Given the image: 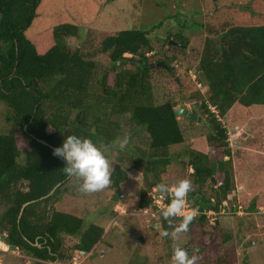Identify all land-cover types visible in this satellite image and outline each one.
I'll return each mask as SVG.
<instances>
[{"label":"trees","instance_id":"16d2710c","mask_svg":"<svg viewBox=\"0 0 264 264\" xmlns=\"http://www.w3.org/2000/svg\"><path fill=\"white\" fill-rule=\"evenodd\" d=\"M42 2L0 0V103L9 110L5 121L11 127L10 132L0 133V201L8 204L0 215V230L10 245L35 260L33 264L63 258L62 234L76 237L74 251L88 253L104 233L93 223L83 228L82 218L73 214L57 210L45 214L41 209L62 192L70 177L63 171L64 162L49 146H60L66 135L77 134L107 149L118 136L119 122L115 119L127 114L147 135L144 174L151 175L147 186L153 187L168 177L161 173L172 160L170 148L184 142L172 102H155L151 74L171 72L167 62L174 56L157 60L161 66L149 68L151 59L145 54L151 52L150 30H113L98 40L95 51H70L66 41L77 35L72 24L63 22L38 33L29 31ZM210 2L212 12L203 24H188L189 30L198 26L205 34L197 62L198 80L204 88L198 109L207 118L210 132L191 140L188 159L181 165L195 186H212L214 206H210L211 198H197L192 192L189 196L196 198L191 200L193 207L217 211L232 186L239 185L243 191L235 199L236 205L243 211L257 212L264 208V0H252L250 6L238 11L236 3L219 7L216 0ZM158 26L160 23L153 27ZM169 39V35L164 37L165 42ZM173 39L182 46H178L180 51L187 49L188 39L180 33ZM101 55L107 57L112 69L120 68L111 83H106V74L99 77L96 73L95 57ZM218 118H226L228 126H246L252 133L245 146L234 150L233 160L226 127ZM257 121L262 125L259 132L251 128ZM16 134L27 143L22 164L18 162L21 152ZM209 147L216 149L213 162ZM227 164L232 165L231 173L225 168ZM127 178L116 165L112 188L117 191ZM22 182L25 190L18 187ZM57 184L55 191L43 198ZM31 201L35 202L26 205L18 218L21 206ZM150 203L144 189L138 190L134 208H148ZM170 220L171 224L159 215L150 223L160 232L166 229L171 233L179 219ZM205 222L204 216H197L189 226L197 223L201 227V251L206 256L203 264H231L225 249L231 237L220 230L218 222Z\"/></svg>","mask_w":264,"mask_h":264},{"label":"rangeland","instance_id":"374dc122","mask_svg":"<svg viewBox=\"0 0 264 264\" xmlns=\"http://www.w3.org/2000/svg\"><path fill=\"white\" fill-rule=\"evenodd\" d=\"M210 1L43 0L37 10L36 23L29 31L38 33L63 22L72 24L77 27V35L67 39L68 49L70 51L79 49L87 53L95 51L98 40L110 31L130 28L150 30L151 52L145 54L151 59L149 63L155 64L157 60L174 56L167 62L171 72L161 70L151 74L155 102L161 104L167 100L171 101L175 109L183 101L186 110L197 116L200 115L206 122L207 118L198 109L203 101L204 88L198 80L197 73V62L205 34L202 31L199 32L198 26L193 31L189 30L188 24H192L191 26L195 23L203 24L206 16L212 12ZM216 1L219 7L236 3L235 10L238 11L245 6H250L252 0ZM158 23L160 26L153 27ZM176 33L188 39L187 49L181 51L178 49L176 46L178 43L173 39ZM167 35L170 39L165 42L164 37ZM169 42H174L176 45H171ZM95 61L96 73H99V77L106 74V83H111L114 73L120 68L112 69V65L104 55L95 57ZM176 79L179 84L176 83ZM185 97L188 98L187 101ZM8 112L9 110L0 103V133L11 131V127L5 121ZM177 119L184 142L180 146L170 148L172 160L161 173L168 176L162 183L174 186L180 179H190L196 197L211 198L210 206L213 207L216 200L213 197V191L210 190L212 186L210 184L202 188L195 186L193 178L187 175L185 167L181 165V162H186L188 159L187 153L191 140L200 135L209 134V125L206 122L205 126H201L183 117H177ZM115 120L119 122L118 136L106 151L113 162L112 167L118 165L123 169L127 173V180L119 185L117 191L110 184L104 190L85 194L79 191L80 181L70 176L62 187V192L47 206L41 208L45 214H49L52 210L73 214L82 218L83 228L88 223H93L102 227L104 233L100 241L85 255L76 254L72 249L76 237L62 234L63 258L45 264H72L73 256L76 257V264H173L172 248L177 246L189 247V254L196 257L195 264H203L206 256L201 251L203 235L199 224L195 223L189 227L188 232L170 235L165 240L160 236L157 225L153 227L150 223L159 214L151 216L149 212L145 213L134 208L133 202L138 190L144 189L147 196L156 191L155 186H147L148 182H152L151 175L144 174L147 168L143 157L147 149V135L142 128L136 127L129 121L127 114ZM260 123L261 121L253 123L251 128L259 132L262 128ZM220 124L226 127V143L232 151L233 160L236 156L234 150L245 146L244 142L248 137H252V133L246 126L242 128L228 126L226 118L220 119ZM16 137L21 152L18 162L22 164L27 143L21 134H16ZM125 140L127 141L125 147L121 149L119 145ZM215 151L213 147L208 149L211 162L214 160L212 154ZM228 160L229 158L226 159ZM135 162L138 164H134ZM231 166V164L225 166L230 173ZM214 178L216 180L217 176ZM218 178L222 179L221 176ZM18 187L25 190L26 183L22 182L18 184ZM242 191L241 186L233 185L217 211L205 208V223L210 225L218 222L220 230L231 237L225 245L228 256L232 259L231 264H264V211L259 209L257 212H246L241 209L234 214L236 211L234 206H237L235 199ZM115 194H117L116 198ZM195 199H188L187 204L192 205L191 200ZM7 208L8 204L0 201V215ZM209 211L213 213H208ZM2 236H6V233L0 230V237ZM34 261L25 253L17 250L9 251L7 247L0 244V264H33Z\"/></svg>","mask_w":264,"mask_h":264},{"label":"clouds","instance_id":"9594fccd","mask_svg":"<svg viewBox=\"0 0 264 264\" xmlns=\"http://www.w3.org/2000/svg\"><path fill=\"white\" fill-rule=\"evenodd\" d=\"M126 142L125 140L120 143L119 147L123 149ZM53 155L64 162L63 171L66 175L76 177L80 181L79 191L82 193L98 192L104 190L112 183L113 162L106 149L100 147L86 136L77 134L66 135L62 144L53 149ZM155 188L162 195L166 194L168 201L155 214H159L169 224H171L170 218L179 219V223L174 227L172 233H169L165 229L160 232V236L168 237L170 235L175 236L178 233L188 232L190 224L198 216V210L196 208H191L190 210L187 208L189 194L193 192L192 181L187 178L180 179L174 186L158 183ZM148 196L150 197L149 194ZM151 204L150 207L139 210L143 212V210L147 209L152 213L154 208ZM75 253L82 254L79 251H75ZM171 259L173 264H195L196 257L190 255L187 248L177 246L173 249Z\"/></svg>","mask_w":264,"mask_h":264},{"label":"water","instance_id":"95a60500","mask_svg":"<svg viewBox=\"0 0 264 264\" xmlns=\"http://www.w3.org/2000/svg\"><path fill=\"white\" fill-rule=\"evenodd\" d=\"M169 44H173V45H176V43H174V42H169ZM176 46H180V47H182L181 45H176ZM122 61H120V62H118L117 64L119 65L120 63H121ZM159 66H161V63H159V62H156L155 64H149V68L150 69H152V68H154V67H159ZM166 69H168L166 66H164ZM176 83L177 84H179L178 83V81H177V79H176ZM183 104H184V102L183 101H181V103H180V106L178 107V108H175L174 110H173V113H174V115H175V117L177 118V117H183V118H185V119H188L189 121H192V122H195V123H197L198 125H201V126H205L207 123L205 122V120H203L202 118H201V116L199 115V116H197L196 114H194L193 112H190V111H188V110H186L185 108H184V106H183ZM208 126V125H207ZM49 131L51 132V130L49 129ZM42 144H44V145H46V143L45 142H43V141H40ZM52 150L54 149V147H52V146H49ZM228 157H225V160L227 159ZM214 181V179H213V177L211 178V182H213ZM59 186V184H57L45 197H43V198H46V197H48V196H50L54 191H55V189L57 188ZM117 197V194H115V198ZM42 199V198H41ZM189 199H192L190 196H189ZM33 202H35V201H31V202H27V203H24L22 206H21V208H20V211H19V214H18V218L21 216V213H22V211H23V209H24V207L26 206V205H29V204H31V203H33ZM0 244L1 245H3L4 247H7L8 248V250L9 251H15L16 249H15V247L13 246V245H10L9 244V242H8V238L6 237V236H2V237H0ZM182 247H185V248H187L189 251H190V248L189 247H187V246H182ZM175 247H173L172 248V255H173V249H174ZM82 254L83 255H85L86 253H84V252H82Z\"/></svg>","mask_w":264,"mask_h":264},{"label":"built area","instance_id":"2783aa9c","mask_svg":"<svg viewBox=\"0 0 264 264\" xmlns=\"http://www.w3.org/2000/svg\"><path fill=\"white\" fill-rule=\"evenodd\" d=\"M212 112L215 113L214 109L213 108H210ZM218 120L220 121V119L218 118ZM150 197H151V206L154 208L153 212L150 213L147 209L143 210L145 213L149 212L151 216H153L155 213L159 212L160 209H162L165 205H166V202H165V197L164 195H162L161 193L155 191L154 194H150ZM187 208L188 210H190L191 208H195L193 207V205L191 204H187ZM236 208V211L234 212V214H237L239 211H241L240 207L237 206L235 207ZM197 209V208H196ZM262 211H264V208H260ZM198 210V209H197ZM208 213H213V212H208ZM201 215H206V211L203 210V211H200L198 210V217L201 216ZM72 264H76V257H73L72 258Z\"/></svg>","mask_w":264,"mask_h":264},{"label":"flooded vegetation","instance_id":"af4514ba","mask_svg":"<svg viewBox=\"0 0 264 264\" xmlns=\"http://www.w3.org/2000/svg\"><path fill=\"white\" fill-rule=\"evenodd\" d=\"M2 203H4V204H5V202H2Z\"/></svg>","mask_w":264,"mask_h":264}]
</instances>
